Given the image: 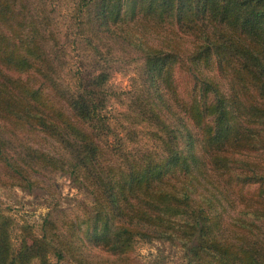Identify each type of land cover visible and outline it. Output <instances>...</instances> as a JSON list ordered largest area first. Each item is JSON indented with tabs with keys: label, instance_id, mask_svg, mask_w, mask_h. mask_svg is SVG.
I'll use <instances>...</instances> for the list:
<instances>
[{
	"label": "trees",
	"instance_id": "16d2710c",
	"mask_svg": "<svg viewBox=\"0 0 264 264\" xmlns=\"http://www.w3.org/2000/svg\"><path fill=\"white\" fill-rule=\"evenodd\" d=\"M25 1L0 0V185L30 191L35 175L59 172L91 201L81 219L23 225L16 253L0 222V264H122L138 240L182 249L183 264H264V0H79L98 68L79 60L72 87L61 45ZM116 62L133 63L122 93L156 126L157 148L104 138ZM121 129L137 141L129 122ZM83 239L109 256L88 258Z\"/></svg>",
	"mask_w": 264,
	"mask_h": 264
},
{
	"label": "rangeland",
	"instance_id": "374dc122",
	"mask_svg": "<svg viewBox=\"0 0 264 264\" xmlns=\"http://www.w3.org/2000/svg\"><path fill=\"white\" fill-rule=\"evenodd\" d=\"M79 0H27L29 12L35 16V19L43 18L41 24L47 23L48 42H58L63 49L60 63V74L64 84L73 85L75 69L79 60L82 59L84 67L88 64V69L96 70L98 66L91 64L92 50L85 44L83 35L86 34V25L78 26V16L75 12V4ZM43 11V13H42ZM34 21V17L32 18ZM185 40V43L189 45ZM99 50L104 51L102 44H99ZM112 54L116 48H110ZM117 52V51H116ZM83 54H89L85 56ZM133 63L129 66H122L121 62H116L109 69V78L105 88L110 93L103 113L108 116L107 122L111 127L110 134L105 136L107 144H124L129 150L134 146L142 149H154L159 145L158 139L153 136V123L146 119L141 120L137 108L130 105L131 96L129 94V108H127V96L122 92L133 88L131 78L134 74ZM182 74L178 75L181 78ZM145 118V117H144ZM143 118V119H144ZM129 122V131H133L136 142L124 141V132L121 129L123 124ZM131 135V134H129ZM120 138L123 141H117ZM115 139V140H113ZM103 141V140H102ZM32 144L38 146L51 154L61 152L57 144L50 139H44L40 136H34ZM35 185L30 191L18 186H10L8 183L0 185V222L5 223V230L11 250L17 252L19 240L22 238L21 227L29 225L31 231L38 232V225L43 218H49L59 222L74 221L84 216L85 206L89 205L91 197L86 188L78 184L64 173L51 172L35 175ZM237 207V206H236ZM226 209V208H225ZM227 210L234 213L231 206ZM83 252L89 255L88 258L96 261L100 257L107 255L98 246H93L85 239L82 240ZM113 259L112 256H110ZM122 264H183L182 249L172 246L167 242L134 241L127 254V259L122 260ZM75 260L64 255L62 259H56L52 255H47L45 262H40L37 258L20 262L19 264H74Z\"/></svg>",
	"mask_w": 264,
	"mask_h": 264
}]
</instances>
